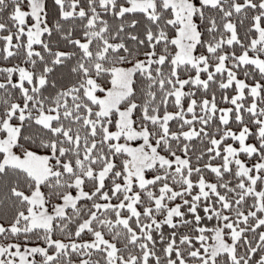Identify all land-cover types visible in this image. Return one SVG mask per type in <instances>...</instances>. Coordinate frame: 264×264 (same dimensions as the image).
I'll return each instance as SVG.
<instances>
[{"label":"snow or ice","instance_id":"obj_1","mask_svg":"<svg viewBox=\"0 0 264 264\" xmlns=\"http://www.w3.org/2000/svg\"><path fill=\"white\" fill-rule=\"evenodd\" d=\"M0 264H264V0H0Z\"/></svg>","mask_w":264,"mask_h":264}]
</instances>
